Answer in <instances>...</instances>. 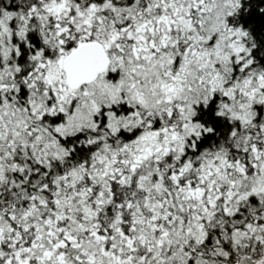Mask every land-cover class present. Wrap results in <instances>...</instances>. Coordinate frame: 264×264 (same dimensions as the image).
Instances as JSON below:
<instances>
[{"label":"snow or ice","instance_id":"6c2138e0","mask_svg":"<svg viewBox=\"0 0 264 264\" xmlns=\"http://www.w3.org/2000/svg\"><path fill=\"white\" fill-rule=\"evenodd\" d=\"M0 264H264V0H0Z\"/></svg>","mask_w":264,"mask_h":264}]
</instances>
